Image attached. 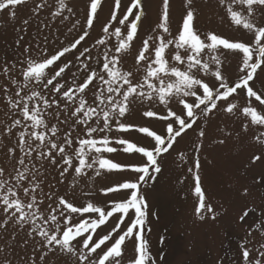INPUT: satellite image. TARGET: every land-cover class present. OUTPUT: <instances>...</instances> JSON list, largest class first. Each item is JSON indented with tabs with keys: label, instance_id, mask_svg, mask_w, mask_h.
<instances>
[{
	"label": "snow or ice",
	"instance_id": "6c2138e0",
	"mask_svg": "<svg viewBox=\"0 0 264 264\" xmlns=\"http://www.w3.org/2000/svg\"><path fill=\"white\" fill-rule=\"evenodd\" d=\"M28 2L0 0V12L7 10L9 18L15 20V9ZM32 2L33 16L49 8L48 0ZM102 2L89 0L82 34L54 54L49 53L48 37L42 32L25 40L19 34L21 29H16L18 36L13 51L0 58V74L6 81L0 84V102L5 103L11 114L2 134L8 137L15 134L16 138L6 153L12 162V172L0 166V231H10L13 239L21 231L24 233L22 247L30 243L33 246L25 264H47L50 254L64 257L65 264H156L145 236L150 206L142 185L156 181L162 172L163 157L177 143V138L194 125L198 128L199 141L194 147L193 166L187 169L194 181V214L201 220L209 216L216 219V208L206 193L201 175L200 153L207 136V129L199 124L201 120L207 124L213 116L222 114L238 123L239 128H230L227 124L219 128L214 143L224 145L229 139L246 137L256 149L249 164H264V92L252 86L258 70H264V24L257 18L258 12L264 15L260 12L264 9V0H218L231 23L252 35L251 42H233L214 32H200L194 23L197 11L193 0H185L182 25L173 35L170 0H162L159 21L144 37L135 63L128 69L124 67V57L137 38L144 4L143 0H130L120 16L122 0H114L110 19L93 46L97 49L95 55L85 47L75 57L79 62L77 72L83 71V79L77 72L66 79V72L74 67L73 61L58 62L89 36ZM65 11L75 15L68 0H56L49 15L53 20H67ZM22 24V31L27 33L29 19H24ZM41 24L43 28L49 27ZM112 37L116 39L115 44H111ZM222 49L242 54L236 78L224 75ZM209 77L216 84H210ZM240 90L245 92L243 104L239 99ZM172 103L182 106L183 112L177 114L170 107ZM138 105L147 107L142 113L145 118L167 122L166 135L128 121L131 110ZM157 105H163L166 114L153 110ZM131 130L152 137L154 147H138L128 139L111 136L113 131ZM113 143L121 145L125 153L142 154L145 162L125 165L106 158L104 153L117 151ZM178 155L185 160L183 152ZM51 168L58 172L61 184L71 178L68 186L73 190L80 179L88 176L89 170L96 176L101 170H130L138 178L101 189L105 195L122 190L130 193L123 200L111 201L108 209L91 200L77 206L74 191L60 194L49 184ZM253 185H264V174L255 177ZM242 195H251V188L244 186ZM250 213L260 217L254 228L264 237V208L245 209L240 221ZM116 215L115 227L94 240L97 229ZM74 216L81 217L79 222L73 223ZM126 217H130V223L122 230ZM247 236L252 239L245 238L239 245L242 264H264V239L256 240L252 229ZM126 240H134L135 245L134 257L127 260ZM163 241L161 237L160 242ZM5 250L0 247V254ZM3 264H13V261L5 257Z\"/></svg>",
	"mask_w": 264,
	"mask_h": 264
},
{
	"label": "rangeland",
	"instance_id": "374dc122",
	"mask_svg": "<svg viewBox=\"0 0 264 264\" xmlns=\"http://www.w3.org/2000/svg\"><path fill=\"white\" fill-rule=\"evenodd\" d=\"M48 3V10L33 16L34 3L29 0L27 4L15 9V20L9 18L7 10L0 12V58L13 51L14 40L18 36L16 29H21L19 34L24 35L25 40L42 32L43 36L48 37L47 47L50 54H54L56 50L67 46L82 34L89 0H68V5L74 9L75 15L65 11L64 15L69 16L67 20H53L49 12L54 10L56 0H48ZM129 3L130 0H122L120 16L123 15L125 7ZM143 4L145 13L137 38L124 57L126 69L134 65L135 57L142 47L144 37L156 26L161 14L162 0H143ZM170 5V31L176 35L185 14V0H170ZM193 6L197 11L194 23L200 32H214L233 42H251L252 35L231 23L218 0H193ZM113 7L114 0H103L102 7L98 12V19L95 20L94 27L89 30V36L77 49L66 54L58 62L63 64L69 60L73 61L74 67L66 72V79H70L72 73L77 72L79 62L76 61L75 57L83 48H90L95 55L97 49L93 46L96 39L102 35L103 25L110 19ZM260 12H264V9ZM257 18L260 23L264 24V15H260L258 12ZM24 19H29L27 33L22 31ZM77 21L80 22L78 25L76 24ZM41 22L48 24L49 27L43 28ZM73 25L76 27L74 28ZM115 43L116 39L112 37L111 44ZM222 55L224 75L229 79L236 78L242 54L222 49ZM77 76L83 79V71L77 72ZM208 82L216 84L212 77L208 78ZM3 83L6 81L4 76L0 74V84ZM252 86L255 90L264 92V70H258ZM239 99L241 104L245 102L243 90L239 91ZM170 107L177 114L183 112L182 106L176 103H172ZM145 110L147 107L144 105L134 106L127 117L128 121L141 127H149L150 130L159 135H166L167 122L157 118H145L142 115ZM153 110L161 115L166 114L163 105H157ZM10 115L5 103L0 102V166H6L8 172H12V162L9 161L6 153L8 147L14 145L16 138L15 134L8 137L2 133L4 125L10 123ZM199 124L207 129V136L204 140L205 147L200 153L203 166L202 181L208 197L216 208V219H211L209 216L201 220L194 214L196 204V198L192 192L194 181L192 175L187 171L189 167L193 166L194 147L199 141L198 128L194 125L191 130L177 138V143L163 157L162 172L156 181L142 185V191L150 206L145 236L149 241L150 251L156 258V264H242L239 245L245 238L252 239V237L247 236L248 230H253V237L256 240L264 239L261 232L254 228L260 219L258 215L250 213L244 221L241 222L239 219L245 209L257 208L259 211V208H264V185H253L254 178L264 174V164H249L251 154L256 151L252 141L244 137L229 139L224 145L214 143L218 138L219 128H223L226 124L230 128H239L240 126L238 123L226 119L222 114L213 116L207 124L203 120ZM111 136L113 139L118 137L128 139L137 144L138 147L152 148L155 145L152 137L135 130L128 133L113 131ZM112 147L117 148V151L103 155L113 162L125 165L145 162V157L140 153H125L122 146L115 143L112 144ZM181 152L185 154L183 161L178 155ZM137 178V174L130 170L112 172L101 170L99 176L89 170L88 176L80 179L79 184L73 190L68 186L71 178L61 184L59 183L58 172L54 168L49 169L48 174L49 184L55 186L54 191L60 194H72L74 191L77 206L86 204L91 200L97 206L105 209L110 208L111 201L123 200L130 193L122 190L105 195L101 189L114 186L125 180L134 181ZM244 186L251 188V195L247 197L242 195ZM131 215L130 213V217ZM130 217L125 218V224L121 225L122 230L130 223ZM80 219L81 217L74 216L73 223L79 222ZM117 222L118 215L109 218L106 225L97 229V233L93 237L94 240L110 232ZM116 235V233L113 234L114 238ZM161 237H164L163 243L160 242ZM24 238L22 231L16 235L15 239L12 238L10 231H0V247L6 249L3 254H0V264H3L5 257L11 259L13 264H25L32 255L33 246L30 243L27 247H22ZM134 247V240H126L125 260L134 257ZM161 254H163V260H160ZM47 264H65V258L50 254L47 258Z\"/></svg>",
	"mask_w": 264,
	"mask_h": 264
}]
</instances>
